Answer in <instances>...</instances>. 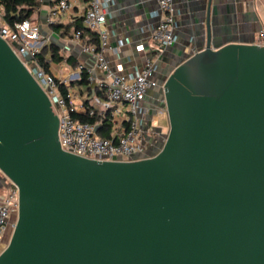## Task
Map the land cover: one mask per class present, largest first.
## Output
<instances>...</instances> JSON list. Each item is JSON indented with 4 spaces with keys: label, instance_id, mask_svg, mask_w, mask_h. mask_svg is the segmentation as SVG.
I'll return each mask as SVG.
<instances>
[{
    "label": "water",
    "instance_id": "obj_1",
    "mask_svg": "<svg viewBox=\"0 0 264 264\" xmlns=\"http://www.w3.org/2000/svg\"><path fill=\"white\" fill-rule=\"evenodd\" d=\"M211 1L179 11L205 44L166 74L161 148L132 161L62 151L48 96L0 38V174L18 190L0 264H264V45H216ZM109 5L124 31L148 10Z\"/></svg>",
    "mask_w": 264,
    "mask_h": 264
},
{
    "label": "built area",
    "instance_id": "obj_2",
    "mask_svg": "<svg viewBox=\"0 0 264 264\" xmlns=\"http://www.w3.org/2000/svg\"><path fill=\"white\" fill-rule=\"evenodd\" d=\"M155 2L165 17L158 22L151 37L163 48L172 46L177 42V36L173 33L177 27L173 16L174 0ZM109 3L110 0H49L46 19L48 27L54 25L61 16L79 18L82 26L97 36L98 47L82 44L80 32H75L71 40L80 43L83 54L95 59V67L105 74L101 78L94 77L92 70L85 69L82 64L77 66L76 73L62 77H56L39 67L34 57L41 50L37 46L41 34L28 21L13 25L3 23L0 38L10 47L12 43L17 45V50H12L48 96L52 111L58 117V141L62 151L90 160L132 161L133 156L143 151L144 113L140 104L144 102L147 90L154 85L149 78L157 67L153 60H146L145 68L132 79L113 74L108 69L105 53L108 46L106 22L110 18ZM119 45H123L122 41ZM137 50L143 51V46H137ZM26 55L31 57L36 68H28L21 58ZM82 71L87 74L88 82L94 84L103 95L104 101L98 96L94 98L99 110L86 108L76 102L70 84L80 80ZM79 116L95 118V121L83 122ZM104 124L108 125L109 137H102L99 133ZM11 185L12 188L0 195V252L10 220L13 215H17L18 210V190L15 185Z\"/></svg>",
    "mask_w": 264,
    "mask_h": 264
},
{
    "label": "crops",
    "instance_id": "obj_3",
    "mask_svg": "<svg viewBox=\"0 0 264 264\" xmlns=\"http://www.w3.org/2000/svg\"><path fill=\"white\" fill-rule=\"evenodd\" d=\"M185 1L186 0H175L174 2L173 16L175 14L174 20H176V24H179L182 21L179 11L184 10ZM40 2L42 3V0H40ZM43 9L47 11L49 9V3L47 5L42 4V6L37 9L39 15ZM147 9L144 17L136 19L137 22H142V25L136 29L137 35L134 39L125 37L121 34L120 37L111 39L107 44L106 54L108 59L110 62H113L116 70L121 72L120 74L128 79H132L136 73L143 69V66L140 67V60L145 56V51L139 52L140 56L134 59V66H132L130 70L123 68L121 65L123 56H126L127 62L131 61L128 52H130L131 44L134 43H136V46L142 45L144 48L148 45L151 47L150 38L152 32L157 23L165 17V14L160 11L154 0H148ZM211 9L212 16L215 19L213 30L214 42L216 45L224 46L233 42L264 45V0H212ZM74 20L75 19L72 17L61 16L54 25L48 26L49 34L46 37L49 38L48 44H54L60 52L63 54L67 53L68 56H72L75 60L74 66L69 65L66 62L57 64L51 63L48 72L56 77L76 73V68L79 64L84 65L85 69H88L87 63L89 62L90 56L82 53L80 43L74 42L71 40V37L62 35L67 27H71L70 24ZM3 23L4 22L1 19V24L3 25ZM72 28L73 27L70 28V32L72 31ZM122 39H125V42H123ZM120 41H122L123 44L121 47L119 45ZM204 44L205 39L200 37L186 34H181V36L178 35L175 45H177V56L179 60L182 61L183 57L192 55L199 49L201 50L204 47ZM172 56L174 57L176 55L172 54ZM168 61H170V59ZM162 66L165 68L167 65L166 63H162ZM61 69H63V74L60 72ZM74 84L78 83L76 81L71 82V89ZM73 92L76 102L80 105L82 104L86 108L99 107L94 101V98L97 96L100 97L101 101H104L103 95L96 90L95 85L91 83H88L83 90L80 89L78 92ZM85 101L88 103L87 106L84 105ZM142 111L144 115L149 112L148 109L144 108H142ZM155 119L156 117L154 120ZM97 130H99V128H97ZM104 131L109 134L108 126H104L101 131L99 130V132L102 133H105Z\"/></svg>",
    "mask_w": 264,
    "mask_h": 264
},
{
    "label": "rangeland",
    "instance_id": "obj_4",
    "mask_svg": "<svg viewBox=\"0 0 264 264\" xmlns=\"http://www.w3.org/2000/svg\"><path fill=\"white\" fill-rule=\"evenodd\" d=\"M39 2V8L40 6H42V4L47 5L49 3V0H42V3ZM155 2V0H154ZM175 2V0H174ZM173 2V5H174ZM155 4L157 5V3L155 2ZM50 6V4H49ZM158 7V5H157ZM111 8V7H110ZM159 8V7H158ZM49 13V9L47 11H45L44 9L41 11L40 15L38 14V12L34 13V15H32L30 17V19L28 20V22L32 25V26H36L41 34V37L39 39V43L37 46H39L40 48H43L44 46H46L49 42V38H46L49 34V29L47 27V16ZM175 17V14H174ZM60 18H57L56 21H58ZM176 21V20H175ZM137 22V21H136ZM138 25H142V22H137ZM158 25V23H157ZM157 25L155 26L154 30L156 29ZM2 26L1 24V17H0V27ZM137 29V28H136ZM106 30H107V34H108V40H107V44L108 42L111 41V39H116L118 37H120V35L122 34L125 37H129L131 39H134V37L137 35L136 30L133 31H124L121 30L118 26V23L116 21V19L114 18L113 20L111 18L107 19L106 22ZM153 30V31H154ZM112 32H114V35H112ZM153 33V32H152ZM173 33L178 36L181 34L183 35V29L181 27V23L177 24V27L174 29ZM123 42H125V39H122ZM150 43H151V47H149V45L145 48L143 47V51H145V56L142 57V59L140 60V67L143 66L142 68H145L146 65V60L147 59H153L158 57V62L159 63H167L168 60L170 59V65L167 67H163L162 65L160 66L158 64L156 72H154L151 77L149 78L150 81H152L154 83V85L152 87H150L145 95V99L144 102H142L140 105L142 108L144 109H148L149 112L147 114H145L144 116H142L143 119V138H142V145H143V151L140 154H137L135 156H133V159H142V158H146L149 155H154L162 146V141L165 137V135L168 132V119H167V115L164 112L161 115H157L156 114V110L157 107L160 109L164 110L163 105L161 104V99H162V84L166 78V74L170 71V69L172 68L173 64L177 61H179V58L177 56L178 52H177V45L173 44L172 46L169 47H165L163 48L162 46H160L157 42H155L152 37L150 38ZM149 43V44H150ZM145 45V44H144ZM139 46V45H137ZM137 46L136 43L131 44V48H130V52H128V55L131 57V61L127 62L126 60V56H123L122 58V62L121 65L123 66V68H126L128 70H130L132 68V66H134V59L138 56H140V51L137 50ZM11 47L13 50H17V45L15 43L11 44ZM62 55H64V57H67L68 54L65 53L63 54L62 52H60ZM172 54L176 55V56H172ZM23 61H25L27 63L28 68L33 69L36 68L37 66L33 63L32 59L30 56L26 55V56H22L21 57ZM172 58V60H171ZM105 61L107 63L108 69L113 73L117 75H121V72H118L113 64V62H110V60L108 59L107 54L105 53ZM95 59L93 57H89V62L87 63V68L92 70V75L94 77H102L104 76V72L101 71L100 69H97L95 67ZM61 74H63V69L60 70ZM123 76V75H122ZM85 88V85H79V84H74L72 87V91L78 92L80 89L83 90ZM95 109H99V107L95 108ZM156 117V119L154 120V118ZM12 188L11 183L6 180V178L0 174V193H4L6 192V189H10ZM16 222V215H13L11 220H10V224L6 230V234L4 237V240L2 242L1 247H3V249L7 246L12 231H13V227L12 225L15 224Z\"/></svg>",
    "mask_w": 264,
    "mask_h": 264
},
{
    "label": "trees",
    "instance_id": "obj_5",
    "mask_svg": "<svg viewBox=\"0 0 264 264\" xmlns=\"http://www.w3.org/2000/svg\"><path fill=\"white\" fill-rule=\"evenodd\" d=\"M39 0H0V17L4 23L13 25L14 23L28 21L34 13L37 12L39 8ZM72 31L70 32L71 27H67L63 36L72 37L75 32L81 33V42L84 45H91L98 47V38L97 36L85 29L79 18H76L71 24ZM34 60L39 67L43 68L45 71H49V66L51 63L57 64L61 62H66L69 65H75V60L72 56L64 57L57 49L54 44H48L41 48L40 52L34 57ZM79 85H88L87 74L82 71L80 75V80L76 81ZM82 92V91H81ZM87 101L84 102V105L87 106ZM80 120L83 122L94 123L95 118H88L86 116H79ZM105 127L108 125L105 124ZM99 132L102 137H109V134Z\"/></svg>",
    "mask_w": 264,
    "mask_h": 264
}]
</instances>
